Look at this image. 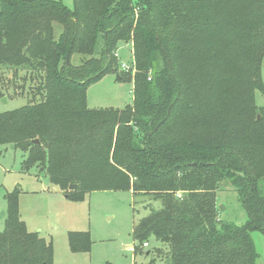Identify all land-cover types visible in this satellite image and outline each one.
I'll list each match as a JSON object with an SVG mask.
<instances>
[{"label":"trees","instance_id":"obj_1","mask_svg":"<svg viewBox=\"0 0 264 264\" xmlns=\"http://www.w3.org/2000/svg\"><path fill=\"white\" fill-rule=\"evenodd\" d=\"M72 1L0 0V69L14 84L25 71L32 92L28 104L0 113V156L13 145L23 170L42 168L74 201L95 190L159 201L133 229L135 253L150 255L152 237L163 244L146 264H256L264 0ZM121 41L133 47L134 72L120 70ZM110 71L133 82V103L90 108L88 86ZM226 186L247 210L244 223L219 218ZM20 193L6 194L0 264H54L53 243L21 218ZM68 240L74 252L93 244L87 231Z\"/></svg>","mask_w":264,"mask_h":264},{"label":"rangeland","instance_id":"obj_2","mask_svg":"<svg viewBox=\"0 0 264 264\" xmlns=\"http://www.w3.org/2000/svg\"><path fill=\"white\" fill-rule=\"evenodd\" d=\"M63 1L72 7V0ZM60 31L61 26L56 24L57 34ZM75 57L79 62L78 56ZM118 57L120 70H125L123 65L132 70L131 44L121 41ZM24 74L25 71H19L14 84L9 79L13 72L0 69V113L22 107L32 99L30 84L27 79L24 81ZM262 77L264 80V60ZM133 99V82L127 77L118 78L115 71L107 72L87 89V102L92 109L124 108L132 104ZM256 101L258 105H264V95L260 91L256 92ZM24 158V153L13 145L6 146L0 156V232L4 230L7 218L6 194L18 187L21 189V218L30 231L39 232L53 243L54 264H146L155 254L154 249L163 247L152 237L149 246L144 248V251L153 250L150 255L134 251L137 244L133 237L134 226L152 208L160 207L159 201L135 196L130 190H95L87 193L83 200L74 201L66 198L63 191L49 181L42 168L23 170ZM217 202L220 219L239 224L248 219L247 210L232 187L218 190ZM70 231L89 232L93 241L91 250L72 251L68 240ZM253 237L259 252L256 264H264V235L255 231Z\"/></svg>","mask_w":264,"mask_h":264},{"label":"water","instance_id":"obj_3","mask_svg":"<svg viewBox=\"0 0 264 264\" xmlns=\"http://www.w3.org/2000/svg\"><path fill=\"white\" fill-rule=\"evenodd\" d=\"M34 142H35V143H39V140L36 139V140H34ZM71 188H76V185H72ZM170 261H171V259H170V258H167V259L165 260V263H166V264H169Z\"/></svg>","mask_w":264,"mask_h":264},{"label":"built area","instance_id":"obj_4","mask_svg":"<svg viewBox=\"0 0 264 264\" xmlns=\"http://www.w3.org/2000/svg\"><path fill=\"white\" fill-rule=\"evenodd\" d=\"M123 68L125 69V70H128L129 68L127 67V66H125V65H123ZM149 246V244L148 243H144V247H148Z\"/></svg>","mask_w":264,"mask_h":264},{"label":"crops","instance_id":"obj_5","mask_svg":"<svg viewBox=\"0 0 264 264\" xmlns=\"http://www.w3.org/2000/svg\"><path fill=\"white\" fill-rule=\"evenodd\" d=\"M62 194H64L63 192H62ZM65 195V194H64ZM65 197H66V195H65ZM67 198V197H66Z\"/></svg>","mask_w":264,"mask_h":264}]
</instances>
